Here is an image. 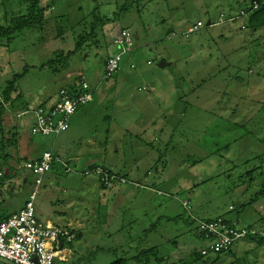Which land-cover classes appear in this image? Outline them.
Wrapping results in <instances>:
<instances>
[{"label":"rangeland","instance_id":"374dc122","mask_svg":"<svg viewBox=\"0 0 264 264\" xmlns=\"http://www.w3.org/2000/svg\"><path fill=\"white\" fill-rule=\"evenodd\" d=\"M33 1L49 9L43 25L12 41L0 38V105L17 76L10 98L25 111L46 96L52 100L68 79L77 84L84 75L98 89L88 116L81 122L76 116L78 126L57 141L33 136L28 113L12 117L26 127L17 145L14 133L5 135L8 154L30 159L48 142L77 157L74 172L55 164L36 196L42 217L69 229L73 239L72 253L55 264H111L139 255L140 264H264L259 239L218 254L197 230V221L222 217L264 234V28L243 30L247 18L221 19L252 0ZM95 11L114 21L94 30ZM26 13L24 0H0V26ZM198 21L204 27L184 37ZM124 28L134 36V51L118 74L102 80L109 34ZM162 60L167 67H159ZM91 139L109 147L93 150L90 164L106 165L128 184L103 188L82 175L81 151ZM34 188L33 181L27 196ZM122 249L134 254L123 256Z\"/></svg>","mask_w":264,"mask_h":264},{"label":"built area","instance_id":"2783aa9c","mask_svg":"<svg viewBox=\"0 0 264 264\" xmlns=\"http://www.w3.org/2000/svg\"><path fill=\"white\" fill-rule=\"evenodd\" d=\"M258 9V4L253 3L252 11ZM248 17V13L242 9L234 18L221 19L223 23H232ZM212 25V24H211ZM217 25V24H213ZM204 27L198 21L190 27L185 37L194 34ZM112 40L114 53L107 58L102 80H108L120 72L123 58L134 51V36L129 29H121ZM132 68H135L132 65ZM93 89L85 76H81L79 82L69 88H62L56 102L43 104L34 110L35 125L33 136L57 137L69 130L71 121L79 109L88 105L93 100ZM59 162L52 152H45L40 159L28 161L24 169L34 177L35 188L23 208L11 214L0 222V258L13 264H55L57 260L64 261L62 243L71 242L72 236L63 229L42 223L36 217L35 201L39 188L43 184L45 176ZM87 177H96L103 186L111 187L115 182L127 184L125 177L111 173L102 167H96L84 172ZM3 173L0 170V178ZM190 203L184 202L183 206L190 209ZM198 230L203 238L212 241L213 250L216 253H225L233 246L249 237L262 238L264 234L255 228H240L237 224L217 218L213 220H199Z\"/></svg>","mask_w":264,"mask_h":264},{"label":"crops","instance_id":"0c3cea01","mask_svg":"<svg viewBox=\"0 0 264 264\" xmlns=\"http://www.w3.org/2000/svg\"><path fill=\"white\" fill-rule=\"evenodd\" d=\"M212 26H215V25H212ZM108 27H112L113 28V26H111V24ZM109 35L111 36L110 37L111 41H110V43L108 44V47H107V50H108L107 58L111 55V53L115 52V49L112 46V43H113L112 40L117 34L116 33L115 34L110 33ZM183 36H184V34H183ZM170 38H172V37H170ZM136 39H139L138 35H136ZM107 58L105 59V61L107 60ZM105 61H104V63H105ZM131 68H132V65H131ZM68 82H69V84H67ZM88 82H89L91 88L93 89V92H92L93 100L88 105H86V106H84V107H82L81 109L78 110V112L76 113V115L73 117V119L71 121V126H70L69 130L66 131L65 133H62L61 135H59L57 137H53L55 139V141H57L61 136H66L70 132L71 128H75V127L78 126L77 125L78 122L77 123L75 122V119H76L75 117L76 116L78 118V121L80 120V118L82 120L83 119L82 117L88 116V114H89V112L91 110V104L95 101L96 92L98 90L96 88V85L91 84V82L89 80H88ZM74 83H76V82H74ZM74 83H73V81L71 79H68L67 81H65L62 84L63 85L62 88H65V87L67 88V85H69V87L73 86ZM62 88H60V90ZM60 90L56 91V95H55L56 97L54 96L55 98L53 97L52 100H50V98H51L50 95L46 96V99L43 100L42 103H40L38 105H32L31 107L28 108L29 109L28 111H25V109L23 108L24 107V103L22 101L21 102L20 101H14L12 98H11V102L7 104L8 106L6 104H4L3 105L4 111L0 115V149L2 148L1 145H3L2 142L3 141L5 142V135H10V134L12 135L14 133V136L12 137L11 140L13 141V143L15 145H17V139H18L19 132L26 128L20 122L18 124L16 122L17 125L13 124L12 117L15 118V116H16L17 119H20V118L25 117L26 113L31 114L32 116H31V120H30L29 124L31 123V125H32V127H31V131H32L33 128H34V125H35V120H36L35 114H34V110L36 108H38L39 106L43 105V104L48 105L50 103L53 104L54 102H56L57 96H58V93H59ZM18 98L20 99V96H18ZM78 115H80L81 117H79ZM81 120H80V122H81ZM35 137H41V136H35ZM41 138H48V137H41ZM80 138L81 137L78 136L77 138H72L71 140L74 141V142H76V141L79 142ZM27 144L29 146H32V147H34V145H35V144H32L31 142H28ZM41 145H42V147L39 146L40 149L38 151H36L30 157V159H26L25 157L19 155L18 153H14V154L10 153L9 154L10 158L8 160V164H6V166L0 168V170L2 171L4 177H6V180L0 181V220L6 219L11 214L16 213L19 210H21L23 208L25 202L30 197V195L27 196L28 189H29L30 186H33V181H35V179H34V177L31 175V173L29 171L24 169V164L26 162L40 159L45 152H52L53 154H55L57 159H59V162L56 163V164H58V166H61V168H63L66 173L74 172L71 169L70 165L77 161V159H76L77 157L76 156L67 154V152L65 151L63 146L59 147L58 150H56V149H54L53 146H50L48 142H46L44 144H41ZM81 145L83 146L84 142ZM98 145L100 147H98ZM83 147L84 148L88 147V148H85V149L82 148V151H81V154H83V156H86L87 168L84 169V172L86 170L91 169L92 167H103L104 169L109 170V168L106 165L96 166V164H90V163H92V162H90V157H91L92 151L93 150H98V149L103 150V147H104V150L107 151L108 147H109L107 145V142L106 143H102V142H99L98 139H91ZM97 157H98V155H97ZM109 171H111V170H109ZM84 172L82 173V175L84 177H87V176H85ZM111 172L113 174H115L113 171H111ZM87 178L98 181V183L103 188H106L105 186L102 185V183L96 177L92 176V177H87ZM123 185H126V184H123ZM134 186L135 187H139V184H135ZM38 192H39V190H38ZM38 192H37V194H38ZM22 198H23V200H22ZM19 199L23 203L19 206V208H17V210L15 212L11 211L10 208L12 206L15 207V205H16L15 202H17ZM35 207H36V217L38 218V220L40 222L47 223V224H49V225H51L53 227L60 228L58 226V222L53 221V220H51V218H48L46 216L42 217L41 205L37 204V199L35 201ZM94 211L96 212V208L94 209ZM77 221H79V228L85 227L81 223V221H83V220L78 219ZM77 221L74 223V226H78L77 225L78 224ZM94 221H95V219H94ZM94 221H93V224H95ZM0 222H2V221H0ZM80 223L82 224V227H80ZM70 226H73V225L70 224ZM65 230H67V229H65ZM118 239L121 240V243H124V241H125V237H118ZM129 249L131 250V249H134V248L132 246H129ZM126 250H128V249H126ZM130 250L124 251V249H122V252L123 251L124 252L123 253L121 252V254L123 256L127 254L128 257L132 256L134 253L130 252ZM69 253L70 254L72 253V249H70V247H67V246L64 247L63 248V252L61 253V256L64 258V260L67 259V256H68ZM131 259H133V258H131Z\"/></svg>","mask_w":264,"mask_h":264},{"label":"trees","instance_id":"16d2710c","mask_svg":"<svg viewBox=\"0 0 264 264\" xmlns=\"http://www.w3.org/2000/svg\"><path fill=\"white\" fill-rule=\"evenodd\" d=\"M24 1L27 4V13L25 15H22V16H19L17 18L12 19V21L10 22V25L9 26H7V25L0 26V38L7 39V42L8 41H12L13 38L19 32H21L23 30H26V29L36 28L37 26H41V25H43L44 20L46 21L45 14L49 10L48 7L43 8L38 1H33V0H24ZM254 2H256L258 4V9L256 11H252L251 10V8H253V3ZM244 10L248 13V17L246 19V26L244 24V28H243L242 25H241V28H243V30H245V29L248 28L251 31H257L259 29H263L264 28V0H252L249 5H246V7L244 8ZM94 15L96 16L95 17V23L93 25V29L94 30H95V27L97 25H99L102 28V27L108 25L110 22L114 21V19L112 20V19H108L106 17H102V18L101 17H98L99 16L98 15V11L93 12V16ZM235 16L236 15H231V14L229 16L223 15V18L229 19V18H234ZM80 45H81V43H79L77 45L76 50L69 52L68 55H67V58L76 55L78 53V51L80 50ZM132 53H130V54H132ZM124 58H123V62H124ZM105 63H106V61H105ZM55 72H58V70H55ZM20 77L21 76H17L12 81H10L8 83L5 92L2 94L3 95V105L4 104H8V103L11 102V98H10L11 93L10 92H11V90H15L16 89V87H15V81L17 79H19ZM67 88H69V87H67ZM1 103H2V101H0V104ZM3 111H4V107L0 105V115H1V113ZM2 144H3L2 145V148L0 149V162L2 164H1V167L0 168L6 166V164H8V160L10 158L9 154L5 151L7 145L9 146V144L7 143V145H6L4 141L2 142ZM54 156H55V154H54ZM94 168H96V167H92L89 170H92ZM105 187H107V186H105ZM219 218H222V217H219ZM222 219H224V218H222ZM4 220L5 219H2L0 221H4ZM201 220H203V219H201ZM249 227L250 228H254L253 226H249ZM67 230H69V229H67ZM197 230H198V227H197ZM198 234L200 235V237L203 238V235L199 233V230H198ZM80 237H81L80 235H77L76 239L77 238L79 239ZM248 239H250V240L251 239L252 240L259 239L260 240V243H264V239H262V238L249 237ZM72 245H73V239H72L71 242L64 241L62 243V249L64 247H66V246L67 247H72ZM231 251H232V249L229 250L228 252H225V253H230ZM147 252L148 253H151L152 250H148ZM218 254H221V253H218ZM143 258H145V257H143V255L136 256L132 260H130V259L126 258V257H120V258L116 259L114 262H112L111 264H134V263L135 264H140V262H141V260ZM145 260H149V259H145Z\"/></svg>","mask_w":264,"mask_h":264},{"label":"water","instance_id":"95a60500","mask_svg":"<svg viewBox=\"0 0 264 264\" xmlns=\"http://www.w3.org/2000/svg\"><path fill=\"white\" fill-rule=\"evenodd\" d=\"M207 25L209 26L210 25V22H208ZM166 66H168V64L165 63L163 60L159 63V67L160 68H165ZM0 263L1 264H13V263H11V262H9V261H7L5 259H2V258H0Z\"/></svg>","mask_w":264,"mask_h":264}]
</instances>
